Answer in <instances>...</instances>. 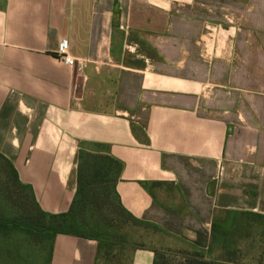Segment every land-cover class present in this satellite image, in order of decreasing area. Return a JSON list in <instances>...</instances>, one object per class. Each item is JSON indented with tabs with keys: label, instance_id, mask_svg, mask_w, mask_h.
<instances>
[{
	"label": "crops",
	"instance_id": "crops-1",
	"mask_svg": "<svg viewBox=\"0 0 264 264\" xmlns=\"http://www.w3.org/2000/svg\"><path fill=\"white\" fill-rule=\"evenodd\" d=\"M79 150L121 163L131 215L200 249L226 212L264 216V0H0V155L57 215ZM47 237V264H96L95 241Z\"/></svg>",
	"mask_w": 264,
	"mask_h": 264
},
{
	"label": "trees",
	"instance_id": "trees-1",
	"mask_svg": "<svg viewBox=\"0 0 264 264\" xmlns=\"http://www.w3.org/2000/svg\"><path fill=\"white\" fill-rule=\"evenodd\" d=\"M8 167L11 181L20 194L22 203L11 202L10 193L0 195V244L4 247V258L0 255V264H47L40 259L47 245V235L66 234L96 242V258L111 237L109 229L104 228L97 219L103 209L109 207L114 213L122 215L127 221L146 225L163 233L158 226L139 220L125 210L115 191V184L121 171V163L108 154L89 153L79 150L77 154L76 188L68 210L62 214L43 212L35 198L32 189L19 181L12 164L0 155ZM16 201V200H15ZM244 218L245 226L253 222H264V216L251 212H226L224 221L227 228H233L234 218ZM213 222L211 226V241L207 250L187 244L190 252L181 253L184 264H240L233 258L236 252L227 248V259L222 261L207 260L213 249V234L221 226ZM218 227V228H217ZM165 234V233H164ZM228 231L224 234L227 235ZM166 235H168L166 233ZM33 243V245L31 244ZM226 249V245L223 244ZM264 264V256L261 258ZM163 261V262H162ZM162 262V263H161ZM153 264H167L164 256L158 261L154 255Z\"/></svg>",
	"mask_w": 264,
	"mask_h": 264
},
{
	"label": "rangeland",
	"instance_id": "rangeland-1",
	"mask_svg": "<svg viewBox=\"0 0 264 264\" xmlns=\"http://www.w3.org/2000/svg\"><path fill=\"white\" fill-rule=\"evenodd\" d=\"M10 193L11 202L21 204L20 194L13 185L8 167L0 158V195ZM1 200V198H0ZM16 200V201H15ZM2 203L0 202V205ZM97 219L104 228H108L111 237L104 245L96 264H128L129 256L134 249L151 250L158 261L164 256L167 264H184L181 255L183 252H190L186 243L156 229L127 221L122 215L114 213L109 207L98 214ZM233 228H227V223L222 222L218 230L213 234V249L207 260L222 261L227 259V248L236 252L232 259L240 264H260L264 256V222H253L245 226L244 218H234ZM216 224L218 222L216 221ZM228 231L227 235H224ZM33 245V243H31ZM226 245V249L223 248ZM6 245L0 244V255L4 258L3 252ZM41 253L40 259L43 262L47 259L48 246ZM32 261L29 264H32ZM163 262V261H162ZM161 262V263H162Z\"/></svg>",
	"mask_w": 264,
	"mask_h": 264
},
{
	"label": "built area",
	"instance_id": "built-area-1",
	"mask_svg": "<svg viewBox=\"0 0 264 264\" xmlns=\"http://www.w3.org/2000/svg\"><path fill=\"white\" fill-rule=\"evenodd\" d=\"M56 57L66 66L72 68L79 60L71 57L67 52L66 42H61L56 52Z\"/></svg>",
	"mask_w": 264,
	"mask_h": 264
}]
</instances>
